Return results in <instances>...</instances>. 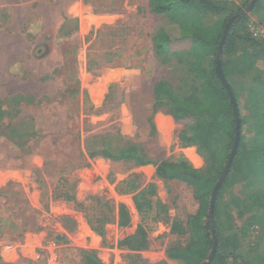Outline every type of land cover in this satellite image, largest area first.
<instances>
[{"label": "rangeland", "instance_id": "1", "mask_svg": "<svg viewBox=\"0 0 264 264\" xmlns=\"http://www.w3.org/2000/svg\"><path fill=\"white\" fill-rule=\"evenodd\" d=\"M223 1L229 11L202 21L222 34L252 0ZM184 22L151 14L148 0H0V264H86L84 255L100 264H183L166 252L188 245L191 235L171 234V224L178 220L185 231L199 205L185 183L158 178L156 165L181 156L204 176L215 175L199 147L180 145L184 125L167 106H154L158 82L181 99L203 87ZM262 24L264 0H257L230 26L220 61L255 50L244 39ZM157 36L169 39L159 55ZM213 62L209 57L201 68L210 73ZM227 79L242 139L219 193L218 222L225 250L239 264H264V224L255 206L264 195V53L247 74ZM105 135L139 146L152 163L90 157L86 141ZM232 147L226 145L228 158ZM134 176L140 188L155 186L145 215L134 194L121 191ZM69 188L79 207L61 199ZM119 205L125 225L118 223Z\"/></svg>", "mask_w": 264, "mask_h": 264}, {"label": "trees", "instance_id": "2", "mask_svg": "<svg viewBox=\"0 0 264 264\" xmlns=\"http://www.w3.org/2000/svg\"><path fill=\"white\" fill-rule=\"evenodd\" d=\"M148 3L149 11L153 15H164L173 19L185 20L184 27L189 31L187 39L190 45L193 43V47H191V52L194 55L193 70L197 72L203 84L198 95L192 94L184 99L177 97L162 82H158L153 86L154 106H167L172 119L176 123L184 125L178 137L180 145L184 147H199L205 153L210 163V169L215 172L214 176L206 177L199 170L192 168L181 156L171 162L164 161L156 165L158 178L185 183L193 189L194 199L199 205L196 215L189 218L185 231H182V223L180 221L174 220L172 222L171 234L182 235L189 233L191 240L183 248L169 249L166 252V258L180 261L183 264H203L208 260L213 245L209 222L211 194L216 184V178L222 175L224 165L228 160V148H226V145L230 147L234 143L236 123L230 96L215 71V56L222 39V32L214 27L204 26L202 21L210 19V16L229 11L228 2L223 0H148ZM255 7L258 6L255 5ZM247 36L244 40L255 50L251 53H243L234 60L224 59L221 61V71L225 82L229 85L232 92L240 119V142L238 148L241 147L242 119L237 98L227 77L247 74L252 70L254 64L261 59V54L264 53V42L255 41L256 39L254 40L249 33H247ZM168 44L169 39L163 41L162 36H157L154 43L156 53L158 55L161 54ZM229 45L230 41L226 39L222 47L224 55L227 54ZM261 45L263 48L257 50ZM209 57L214 59L213 70L210 73L201 68L203 62H207ZM85 147L90 157L102 156L112 161H133L136 164L152 163V161L142 156V149L139 146L125 142L115 135L90 137L86 141ZM234 163L235 158L228 177L232 172ZM225 184L226 180L218 191L217 201L213 209L216 252L209 264H239V257L236 253L225 250V246L229 242L223 243L226 238L223 237V232H221L218 222V198ZM66 186V183H63L61 190ZM140 187L139 178L136 176L121 183L122 193L134 194L133 203L136 209L139 213L145 215L152 210L153 201L151 198L155 195V186L149 183L142 188ZM60 196L62 200L72 202L76 207L80 206L75 201L72 188H69L65 193H61ZM94 202L96 207L109 208L108 203H103L100 200H95ZM155 204L163 210L157 201ZM255 206L261 208L259 222L262 225L264 224V195L258 197ZM117 215L119 225H125L128 215L123 206H118ZM95 223L99 224L101 221L96 220ZM96 229L99 230L97 226ZM84 258L86 264H100L90 255H84Z\"/></svg>", "mask_w": 264, "mask_h": 264}, {"label": "water", "instance_id": "3", "mask_svg": "<svg viewBox=\"0 0 264 264\" xmlns=\"http://www.w3.org/2000/svg\"><path fill=\"white\" fill-rule=\"evenodd\" d=\"M256 1L257 0H252L250 5H249V7H248V9L245 12L232 17L227 22V24L225 25L224 30H223L222 39L220 41V45H219V49H218V55H217V58H216V69H215L216 75L219 78L220 82L225 86V89H226L227 93L229 94L231 102L233 104V111H234V117H235V123H236V125H235L236 132H235V139H234L233 147H232L231 153L229 155V158L227 160L226 166L224 167L223 173H222L220 179L218 180V182L215 184V186H214V188L212 190V194H211V200H210V204L211 205H210V210H209V222H210V232H211L212 239H213V245H212V250L210 252V255L208 256V260L204 264H209L210 261L213 259L214 255H215V252H216V238H215V235H214V227H213V209H214V206L216 204L217 193H218L220 187L222 186L223 182L225 181V179H226V177H227V175L229 173L230 167H231L233 159H234V157L236 155V152H237V149H238V144H239V141H240V132H239L240 119H239V116H238V110L236 108V103H235V100L233 98V95H232V92L230 90V87L225 82L224 76L222 74L221 61H220L219 56L222 53V47H223V44L225 42V39L227 37L229 28L232 25V23L235 22L236 20L240 19L248 11H250L252 9V7L254 6V3Z\"/></svg>", "mask_w": 264, "mask_h": 264}, {"label": "built area", "instance_id": "4", "mask_svg": "<svg viewBox=\"0 0 264 264\" xmlns=\"http://www.w3.org/2000/svg\"><path fill=\"white\" fill-rule=\"evenodd\" d=\"M250 33L254 38H261L264 36V24L250 28Z\"/></svg>", "mask_w": 264, "mask_h": 264}]
</instances>
